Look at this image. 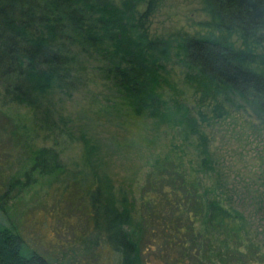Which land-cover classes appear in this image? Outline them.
<instances>
[{
    "label": "trees",
    "instance_id": "obj_1",
    "mask_svg": "<svg viewBox=\"0 0 264 264\" xmlns=\"http://www.w3.org/2000/svg\"><path fill=\"white\" fill-rule=\"evenodd\" d=\"M159 1L0 0L3 103L31 107L34 120L53 129V95L74 90L81 64L94 61L132 112L166 123L181 139L154 160L139 210L126 193L114 195L88 156L80 168H68L54 147L34 149L25 179L13 176L9 186L36 181L35 170L51 175L58 198L67 193L86 207L119 264H264L247 218L213 178L215 163L199 122L207 113L169 94L165 74L170 62L182 67L183 81L214 116L250 109L263 123L264 0H202L207 32L149 36ZM23 241L0 223V264L46 263L35 250L25 254Z\"/></svg>",
    "mask_w": 264,
    "mask_h": 264
},
{
    "label": "rangeland",
    "instance_id": "obj_2",
    "mask_svg": "<svg viewBox=\"0 0 264 264\" xmlns=\"http://www.w3.org/2000/svg\"><path fill=\"white\" fill-rule=\"evenodd\" d=\"M207 19L202 0H160L148 22L149 36L205 33ZM94 64H81L74 90L53 95V129L41 127L31 107L3 103L0 97V223L14 227L24 238L23 252L37 251L45 264H119V255L105 242L101 228L89 221L85 206L71 202L67 193L58 198L51 175L35 170L36 181L21 183L34 149L54 147L68 168H80L88 156L114 195L126 193L139 210L141 187L154 160L181 140L166 123L132 112ZM165 74L169 94L195 112L201 107L207 113L199 122L215 163L213 178L228 188L264 251V122L250 109L214 116L183 81L182 67L170 62ZM13 176L21 181L10 187Z\"/></svg>",
    "mask_w": 264,
    "mask_h": 264
}]
</instances>
